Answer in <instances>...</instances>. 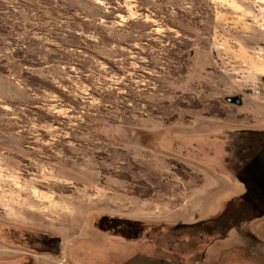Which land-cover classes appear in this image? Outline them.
Returning a JSON list of instances; mask_svg holds the SVG:
<instances>
[{"label":"rangeland","instance_id":"1","mask_svg":"<svg viewBox=\"0 0 264 264\" xmlns=\"http://www.w3.org/2000/svg\"><path fill=\"white\" fill-rule=\"evenodd\" d=\"M243 127L264 128V0H0V264H123L98 217L216 216Z\"/></svg>","mask_w":264,"mask_h":264},{"label":"flooded vegetation","instance_id":"2","mask_svg":"<svg viewBox=\"0 0 264 264\" xmlns=\"http://www.w3.org/2000/svg\"><path fill=\"white\" fill-rule=\"evenodd\" d=\"M226 102L237 106H243L242 95L227 97ZM237 136H241L226 146V169L221 175L226 180L228 188L223 193L226 197L224 208L209 218L202 214L193 213L191 218L180 221L177 224L161 223L160 225L143 224L140 221H130L125 218L100 216L96 225L98 231L106 235L111 245L120 246L125 252H130L123 264H258L264 260V128L243 127L235 130ZM228 135V142L233 141ZM242 139V140H241ZM215 209V207L213 206ZM210 212V211H209ZM214 216V217H213ZM171 233L170 249L188 248L200 250L196 252L182 253L178 251L181 260L174 252L165 251V239L161 234ZM159 233V235H157ZM144 238V250L138 249L136 243ZM156 238L158 245L154 248ZM170 239V237H168ZM46 251L44 254L60 256L62 253L61 240L57 237L47 236L40 243ZM225 246V250H219L220 255L215 261H205L211 250ZM158 251V253L156 252ZM136 251H138L136 255ZM152 252V253H151ZM177 254V255H178ZM229 256V259L223 256ZM152 256V257H151ZM221 256V258H220ZM238 259V260H237ZM238 261L239 263L235 262ZM258 261V262H257Z\"/></svg>","mask_w":264,"mask_h":264},{"label":"water","instance_id":"3","mask_svg":"<svg viewBox=\"0 0 264 264\" xmlns=\"http://www.w3.org/2000/svg\"><path fill=\"white\" fill-rule=\"evenodd\" d=\"M226 100H227V98H226ZM237 106H239V104H236Z\"/></svg>","mask_w":264,"mask_h":264},{"label":"crops","instance_id":"4","mask_svg":"<svg viewBox=\"0 0 264 264\" xmlns=\"http://www.w3.org/2000/svg\"><path fill=\"white\" fill-rule=\"evenodd\" d=\"M214 250H217V249H214ZM220 255V254H219Z\"/></svg>","mask_w":264,"mask_h":264}]
</instances>
